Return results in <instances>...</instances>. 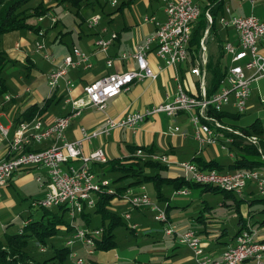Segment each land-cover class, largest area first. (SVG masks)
Segmentation results:
<instances>
[{"label":"built area","instance_id":"obj_1","mask_svg":"<svg viewBox=\"0 0 264 264\" xmlns=\"http://www.w3.org/2000/svg\"><path fill=\"white\" fill-rule=\"evenodd\" d=\"M103 1L112 6L118 3V0ZM163 1L165 19L162 22H155L154 17H145V21L156 23L155 31L144 42L137 44L133 52L121 53L119 57L121 60L132 59L135 62L133 67L125 71L112 72L88 82L83 87L81 97L69 99L72 105L71 112L53 119L49 124L43 125L38 117L14 123L13 134L8 138L7 143L8 154L6 157H0V187L5 186L16 171L28 167L44 168L47 172V183L44 186L46 191L42 197L36 199L34 204L43 208L64 205L67 214L74 219L84 208H92L101 194L115 192L110 180L96 175L91 167L92 163L106 161L103 150L98 148L89 153H83L84 144L90 142L92 138L107 135L115 129H136L144 120L157 113H165L171 117L179 111L188 112L194 127V136L201 145L212 144L226 133L231 134L225 139L227 143L233 142V135L241 136L250 144L259 143L258 137L246 135L240 129L224 124L217 116L230 99H233L232 105L238 113L244 112L251 82L264 77V52L259 50V42L264 37V19L254 14L219 17L221 25H231L235 28L237 43L226 42L223 45L224 54L229 58L230 63L219 81L218 89L212 96L206 91L205 72L196 65L192 68V72L200 78L198 92L190 93L178 82L176 94L166 103L155 104L140 111H128L120 117L107 116L98 128L88 129L81 126L79 139L74 141L66 139L65 130L72 119L80 116L83 108L93 105L98 110L104 111L107 101L128 91L131 84L158 77L157 72L149 64L148 53L154 52L167 66H176L187 60L192 29L201 14V9L195 0ZM225 11L228 12V8ZM206 15L210 20L208 13ZM43 18L39 16L37 21L41 22ZM49 19L53 23L56 22L54 15L49 14ZM98 22V15H93L86 20L90 28L96 26ZM43 34L44 31L41 28L36 32L38 37H42ZM116 36L115 32H110L108 37L95 39L96 52L104 53ZM15 46L18 47L19 43ZM34 46L35 51H43V57L56 64V67L47 75L50 89H55L59 80L64 79L65 87L70 91L74 83L70 79H65L67 71L70 68L87 69L92 66L88 55L77 47H73L70 53L57 62L53 54L45 50L43 42L37 40ZM111 62L112 59L108 58L106 65H111ZM11 98H13L11 94L3 96V100ZM1 105L0 103V108ZM170 129L179 130L176 125L170 126ZM0 135L8 137V129L1 123ZM48 138H54L49 147L42 150L32 148L34 144ZM135 155L167 163L166 156L146 153L142 148L136 149ZM74 161H79V165L72 164ZM179 167L187 180L215 186L228 193L239 195L249 184H253L257 192L264 196V174L259 170L218 171L215 168L205 170L192 161L181 162ZM177 192L182 194L186 193V190ZM122 198L135 208L151 209L155 213L154 218L160 222L169 221L165 210L160 208L146 192L145 184H140L137 191L127 190ZM124 216L129 218V213L125 212ZM132 227L137 226L134 223ZM164 233L176 235L178 242L188 247L193 257L192 264H262L264 259V240L248 225L240 230L231 245L214 258L205 254L202 237L194 230L178 232L176 226L169 223L164 227ZM101 234V228H95L92 232L75 229L71 237L66 240V245L71 246L75 242H80L91 254L95 249V237L98 238ZM69 256L75 258L77 264L82 263V259L77 257L75 252L70 251Z\"/></svg>","mask_w":264,"mask_h":264},{"label":"crops","instance_id":"obj_2","mask_svg":"<svg viewBox=\"0 0 264 264\" xmlns=\"http://www.w3.org/2000/svg\"><path fill=\"white\" fill-rule=\"evenodd\" d=\"M217 1H221V8L216 11L214 9L216 8L215 0H195L201 9V12H204L205 18L208 22L202 31L198 50H190V52H188V58L186 61L176 66H167L163 60L159 59L155 55L154 52L148 53L147 57L149 64L157 72L158 77L155 79L136 81L135 83L131 84L128 91L122 92L116 97L109 99L106 103V109L104 111L98 110L93 105L83 108L80 116L75 117L65 130L66 139L68 141L79 139L81 126H85L88 129L98 128L104 123V120L107 116L120 117L128 111H140L155 104L166 103L176 94L178 90V82H180L184 90L190 93L198 92L200 78L198 75L192 72V68L196 65L199 66L203 72H205V84L207 87L210 78V74L208 72L209 70L207 68L208 63H215L218 61V57L224 53V51L223 53L221 51V46L223 47L224 43H237V33L235 28L231 25H221L219 22V17L221 15H225L228 18L234 15L245 16L254 14L257 17L264 19V0H245L243 2H238L237 0ZM230 2L231 4H229ZM54 4H57V2ZM85 4L87 7H80L81 5L77 7L79 8V11H76V14L79 15V13L82 12L85 14V16L80 17L81 21L75 28L74 38H72L71 46L67 47L64 52L61 51L62 46L59 48L57 47V56L53 54L57 62H60V59L64 55L70 53L73 47L79 48L88 55V59L92 64L91 68L85 69L83 67H75L70 68L67 71L65 79H70L74 83V87L70 91L66 89L64 79H60L58 86L51 90L48 86L47 75L51 69L54 68V64L49 61L51 63V67L48 68L49 70L47 69L48 72H46V74L39 73L34 71V62L27 55L29 52H32V50L35 51V41L39 40V38H42V40L45 38L46 29L40 25V23L44 21V18L41 22L37 21V17L30 19L31 23L39 25V28L43 29L44 31L43 36L38 37L32 30H26L28 35L34 36V41L22 36L20 31H12L3 35L2 48L5 49L8 57L14 60V62H24L26 68L25 74L29 76L32 75L31 72H34V78L29 84H18L16 92L11 93L14 99L9 105L5 106L0 111V117L5 115L6 118L10 120L9 125L7 126L1 124L8 129V137L5 138L0 135L1 158L6 157L8 154L7 143L8 138L12 136L14 131L13 116L16 113H19L33 103L42 104L44 99L51 97L53 102L50 103L47 110L44 111V113L39 117L43 125L49 124L57 117L68 114L72 110L71 101H69V99L81 97L83 87L88 82L97 77L105 76L116 71H125L134 66L135 62L132 59L121 60L119 57L121 53L133 52L137 44L144 42L145 39L155 31L156 23L153 21H145V17H154L155 22H162L165 19L163 0H118L117 5L111 6L110 8L103 7L105 6L103 5L104 3L100 2L99 0H87ZM97 8L99 9L97 10ZM211 8L212 10L210 11ZM226 8H228V12L225 11ZM214 10L216 11V18L214 20V26L210 28L213 22L212 11ZM99 11L103 12V16L105 15L104 20H102V17H100L101 14ZM206 13H208L210 16V20L208 19ZM53 15L55 14L53 13ZM93 15L99 16V22L96 26L90 28L87 26L86 20ZM57 22V18L55 23L49 19V26L54 27ZM196 22L197 21H195V24ZM195 24L193 28L195 27ZM85 25L86 27H84ZM110 32H115L117 35L116 38L112 41L104 53L96 52L94 44L95 39L98 37H108ZM59 33L56 35L54 41H57V43H62L63 36L61 37V34ZM16 43H19V47L15 46ZM201 43L204 48H202ZM259 50L264 52V37L259 42ZM46 51L50 53L49 50ZM50 54H52V52ZM108 58L112 59L111 65H106V60ZM224 58L227 59L228 57L224 54L223 57L221 56V60ZM43 83H45L47 86V89L44 93H42L40 90H36ZM254 92H256L258 96H255ZM260 93L261 92H257L255 90V87H250L249 94L246 99V108L243 113H239L238 117L236 118L230 117V114L237 113L232 105L233 99H230V102L225 104L222 108V111L227 113V116H218V118L224 124L230 125L236 129H240L241 131L245 127L250 126L255 120H258L259 126L261 128V135H251L258 137L257 139L260 141L261 138H264V118L260 114L261 111L257 110V100L264 103V97H260ZM61 100L64 102V107H62L63 111L59 112L53 107L57 106ZM54 104L55 106H53ZM243 117L247 118V120L245 123L241 124L240 119ZM172 125L178 126L179 130L172 131L170 129V126ZM230 135L231 134L228 133L223 134V136L217 138L216 142H213L212 144L201 145L194 136V127L190 122V115L188 112L179 111L174 116L172 115V117L166 115L165 113H157L144 120V122H142L136 129H115L107 135H100L98 137L92 138L90 142H86L84 144L82 151L83 153H89L90 151L101 148L106 158L123 159L135 155L136 149H138L137 147H144L145 149L143 150L146 153L157 156L164 155L167 157V163L160 161L162 164L166 165V168H164L165 170L169 169L173 171L175 169H179V163L184 161H192L194 163L197 162L202 166L203 164L212 161L221 166L220 168H222V170L218 171H231L227 169L230 168L233 162L224 164L215 159V155H218L217 146L221 150L226 151L229 156L234 155L233 148H236L234 146L235 139L232 143L225 142L227 136ZM241 141L242 144H250L243 138H241ZM52 143L53 139H48L43 141L41 144L33 145L32 148L39 149L49 146ZM142 158L149 159L148 157ZM72 164L78 166L79 161H74ZM93 168L96 171V175L99 177H106V174H102L97 166ZM37 169L42 170L41 176L36 177L37 181L40 182V187L43 189L40 196L42 197L46 191V187L44 186L47 183V172L44 168ZM162 176L168 178L178 177V175L173 173H166V175L162 174ZM11 179L5 186L10 184ZM137 188L138 186L136 185L130 186L129 188L125 189L124 192L127 190L135 191ZM120 199H122V197ZM158 199L162 200V198ZM163 199H166V197L164 196ZM118 200V198H115L111 202L113 204V202ZM2 202L3 201H0V205ZM5 202L10 203L9 200ZM168 207L169 204L166 205V210ZM112 208L114 209V206H112ZM168 219L170 221L169 217ZM187 228L188 227L183 229L178 227L177 230L183 231ZM203 232H207L206 229H204ZM167 236H171L173 241L176 243V236ZM260 238L264 239V236H261ZM232 243L233 240H229L227 244L225 243V246L222 249L214 252L215 254H212V256H219L224 248H226L228 245H231ZM171 245L175 246L173 242ZM168 247L169 246L166 245L164 249L159 250L158 253L163 257L161 261L156 255H147L146 253H137L139 255L134 256L133 260H139V258L142 260L143 258L146 262L156 261V263L159 264L193 263L192 253L188 247L178 251H173L172 248L170 251ZM69 249L71 251L70 247ZM40 250L42 252H46L44 249ZM100 251H103L104 253L98 252V254H96L95 257L98 259H96L94 264H118L116 261L117 258L110 255L111 249ZM148 256L150 257L148 258ZM52 263H55V261H52Z\"/></svg>","mask_w":264,"mask_h":264},{"label":"rangeland","instance_id":"obj_3","mask_svg":"<svg viewBox=\"0 0 264 264\" xmlns=\"http://www.w3.org/2000/svg\"><path fill=\"white\" fill-rule=\"evenodd\" d=\"M99 1L104 3L103 5L105 6L103 7L105 8H110L112 6L110 3L104 2L103 0ZM38 2L39 0H30L27 6L34 7ZM55 2V0L43 1V6L50 7V9L48 10L49 12L42 15L44 17V21L40 23L41 27L46 29L45 38L43 39L44 41L42 38H39L38 41L44 43L45 50H49L50 53L52 52V54L57 56V47L59 48L62 46L61 51L64 52L67 47L71 46L75 28L81 21L80 17L85 16V14L81 12L77 15L76 11H79V8L69 2L54 4ZM229 4H231V2ZM80 5V7H87L83 0H81ZM98 9L99 8H97V10ZM53 13L58 19V22L54 27L49 26L48 18L49 14L53 15ZM99 13L101 14L99 15L102 17V20H104L105 15L103 16V12L99 11ZM84 27H86V25ZM20 32L22 36L34 41V36L28 35L26 30L23 29ZM58 33L61 34V37L63 36L62 43L54 41ZM2 40L3 36L0 37V47H2L3 44ZM42 54L43 51L35 52L32 50V52H29L27 55L34 62V71L46 74L49 70L48 68L51 67V63L44 59ZM222 60L223 61L221 62L223 65H229L230 62L228 58H224ZM53 67L55 68L56 64ZM25 73L26 68L24 62H8L5 65L2 71V76L6 80L8 94L16 92L18 84H29L30 81L33 80L34 72H31L32 75L29 76ZM251 85L255 87L257 92H261L260 97H264V77L254 80ZM46 89L47 86L43 83L36 90H40L44 93ZM254 93L255 96H258L256 92ZM13 99L14 98H11L10 100H3V98L0 99V103L2 104L0 111L5 106L9 105ZM63 103V100H61L57 106L54 104L53 106L55 107L53 108L62 112V107H64ZM257 110L261 111L260 114L264 118V103L258 100ZM246 120L247 118L243 117L240 119V123H245ZM0 122L2 125L7 126L9 125L10 120L4 115L0 117ZM48 139H53L54 141V138ZM45 140H42L40 143H36L34 145L41 144ZM46 147L39 148L38 150L45 149ZM217 148L218 155H215V159L224 164L233 162L235 155L240 153L238 149L233 148L234 155L229 156L226 151L221 150L218 146ZM261 172L264 174L263 171ZM166 173H173L180 177H184V173L181 168L173 171L169 169L162 171V174L166 175ZM41 174L42 170L37 169L36 167L16 171L13 174L10 184L0 188V201H3L0 205V239H3L6 234L18 232L23 226L25 219L30 214L31 218L35 220L42 214L41 208L34 204L36 199L40 198L43 191L40 187V182L37 181L36 178L37 176H41ZM105 176L108 180H113L117 177V174L108 172ZM111 183L112 186L117 187L121 184H126L127 180ZM145 186L148 195L159 205L160 208L165 210L167 216L170 218V221L160 222L156 220L154 218L155 213L151 211V209L135 208L129 205L125 198L119 199L120 201L118 200L113 202L112 206H114V209L122 216L120 224L113 227L117 244L110 252L111 256H115L117 258L116 261L118 264H159L156 263V261L146 262L143 258L142 260L140 258L139 260H133V257L139 255L137 253H146L147 255H156L161 261L163 257L158 252L159 250L164 249L166 245L169 246L168 248L170 251L171 248L173 251H178L184 248L186 249L187 247L179 244L177 241L175 243L171 236H167L164 233V227L168 226L169 223L175 225L177 228L181 227L184 229L188 227L197 230L202 237V245L205 249L206 255L215 254L214 252L222 249L225 246V243L229 242L238 228L240 216H242L243 219H246V225L250 226L253 231H256L259 237L264 236V224L260 225V221L264 220V201L258 200L264 198V196H261L259 192H257L253 184H249L244 189V193L241 195L235 193H233V195H225L224 192L221 191L213 192L205 190L203 186L182 187L181 190H186V193L178 194L177 190H175L172 185L164 184L161 191L166 199L162 198V200L155 197V189L151 183H146ZM135 191H137V189ZM7 200H9L10 203H6L5 201ZM167 204H169V207L166 210ZM52 210L56 213L58 211L57 208H53ZM86 211L90 213L89 221H86L80 215L73 219L67 214V212L65 213L64 218L72 224L73 228L68 231L61 227L54 235L45 239L46 243L42 245V247L46 250V252H42L40 250L41 245L37 244L36 240L32 237L27 239L29 240L27 241L28 251L31 252L37 260H42L50 257L53 254L54 249L65 246L66 240L71 237L75 229L92 232L95 228L101 227V215L95 213L96 211L94 208H86ZM125 212L129 213V218H125ZM134 223L137 227L132 230V225ZM106 224L105 226H107ZM204 229H206L207 232H203ZM172 242L175 246L171 245ZM69 247L71 248V252H76L77 257L82 259L81 264H94L96 259H98L95 257L96 254H98V252L104 253L103 251L94 249L93 253L89 254L86 247L80 242H75ZM149 257L150 256H148V258ZM55 264H59V262L55 261ZM63 264L77 263L75 262V258H71L68 255L64 259ZM262 264H264V259Z\"/></svg>","mask_w":264,"mask_h":264},{"label":"trees","instance_id":"obj_4","mask_svg":"<svg viewBox=\"0 0 264 264\" xmlns=\"http://www.w3.org/2000/svg\"><path fill=\"white\" fill-rule=\"evenodd\" d=\"M30 0H0V37L4 34L12 31L21 30H32L34 33L40 29L39 25L30 22L31 18L39 17L44 15L50 7H44L43 1L39 2L34 7H28L27 4ZM57 4L64 2H69L70 4L79 7L81 0H55ZM86 2L87 0H83ZM216 11L221 8V1L215 0ZM212 8L210 9V11ZM212 11L213 22L210 26H214V20L216 18V11ZM208 21L205 18L204 12L200 14L195 27L192 29L191 39L189 42V52L190 50L196 51L199 48V40L202 36V31L206 26ZM221 51L223 53V47L221 46ZM224 56V53L221 55ZM221 56L218 57V61L215 63H208L207 68L210 74L208 85L206 88L207 94L211 95L218 89L219 81L223 77L227 65H222ZM8 62H14L10 59L2 47H0V99L3 98L5 94H8V87L5 78L2 76V71ZM53 102L50 98H46L42 101V104L33 103L26 107L24 110L16 113L13 116L14 123L19 121L31 120L34 117H40L44 111L47 110L50 103ZM227 116V113L223 111L217 114V116ZM239 113L230 114V117L236 118ZM229 116V115H228ZM246 135H261V128L259 126L258 120H255L250 126L242 129ZM234 146L240 151L236 154L233 163L227 170L235 171L240 169L248 170H259L264 172V138L260 139L257 144H242L241 136L233 135ZM145 149L144 147H137ZM201 169H217L222 170L221 166L216 162H208L206 164L200 165ZM98 167L102 174L116 173L117 177L111 182H118L121 180H127L126 184H121L114 187L115 192L112 194L103 193L97 197L95 205L92 207L95 209V213L101 215L102 218V234L97 238L95 237V250H110L116 247L115 234L113 232V227L120 224L122 216L119 212L112 208V200L115 198L120 199L124 193V190L130 186H139L140 184L151 183L155 189V197L163 198L161 187L164 183H170L173 185L175 190L179 191L182 187H192V186H203L205 190L210 191H221L225 195H233V193H228L221 190L215 186H209L204 184H199L191 180H187L184 177L168 178L162 176L161 171L165 170L166 165L162 164L158 160L144 159L139 156H129L127 158L119 159L106 158L105 162L92 163V170L95 171L93 167ZM104 168V169H102ZM96 173V171H95ZM112 184V183H111ZM264 201V198L258 199ZM239 202V201H237ZM41 208V215L38 219H32L31 214L25 219L26 223L19 229L18 232L12 234H6L3 239H0V264H55L52 261H57L59 264H63L64 259L70 254L69 246L65 245L61 248H56L50 257L44 258L42 260H37L34 258L31 252L27 249V240L32 237L36 240L39 245H44L48 237L54 235L61 227L66 230H72L73 226L64 218L66 213V207L64 205H59L51 208ZM57 208V213L52 209ZM82 216L86 221L90 219V213L86 211V208L78 214ZM77 217V216H76ZM75 217V218H76ZM74 218V219H75ZM169 220V219H168ZM107 224H106V223ZM105 224L107 226H105ZM264 224V220L260 221V225ZM246 227V219L242 216L239 217L238 228L231 237L230 240H234L235 236L240 232L242 228ZM133 228V227H132ZM135 229V228H133ZM132 229V230H133ZM177 229V227H176ZM191 229V228H187ZM185 229V230H187ZM183 230V231H185ZM194 230L199 236L200 233ZM178 231V230H177ZM182 232V231H178ZM176 236V235H174ZM177 239V236H176ZM264 240V239H262ZM178 242V239H177ZM179 243V242H178ZM228 243V242H227ZM226 243V244H227ZM66 244V242H65ZM180 244V243H179ZM183 245V244H181ZM40 249H43L42 247ZM226 248H224L225 250ZM223 250V251H224ZM206 254V252H205ZM221 254V253H220ZM16 256V257H12ZM212 256V255H210ZM214 258V256H212ZM218 257V256H215Z\"/></svg>","mask_w":264,"mask_h":264}]
</instances>
